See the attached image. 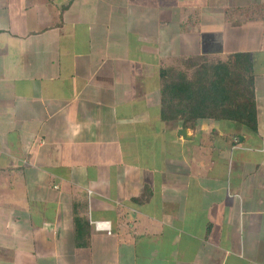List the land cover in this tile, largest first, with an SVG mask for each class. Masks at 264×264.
<instances>
[{"label": "crops", "instance_id": "obj_1", "mask_svg": "<svg viewBox=\"0 0 264 264\" xmlns=\"http://www.w3.org/2000/svg\"><path fill=\"white\" fill-rule=\"evenodd\" d=\"M234 53L257 130L163 118ZM0 264H264V0H0Z\"/></svg>", "mask_w": 264, "mask_h": 264}, {"label": "trees", "instance_id": "obj_2", "mask_svg": "<svg viewBox=\"0 0 264 264\" xmlns=\"http://www.w3.org/2000/svg\"><path fill=\"white\" fill-rule=\"evenodd\" d=\"M184 67L161 70L162 116L194 126L200 119H233L257 130L253 59L234 53L226 60L187 58Z\"/></svg>", "mask_w": 264, "mask_h": 264}, {"label": "built area", "instance_id": "obj_3", "mask_svg": "<svg viewBox=\"0 0 264 264\" xmlns=\"http://www.w3.org/2000/svg\"><path fill=\"white\" fill-rule=\"evenodd\" d=\"M98 227L109 228L110 224L107 221L98 220L96 221Z\"/></svg>", "mask_w": 264, "mask_h": 264}, {"label": "water", "instance_id": "obj_4", "mask_svg": "<svg viewBox=\"0 0 264 264\" xmlns=\"http://www.w3.org/2000/svg\"><path fill=\"white\" fill-rule=\"evenodd\" d=\"M181 131L184 135L186 134V128L182 129Z\"/></svg>", "mask_w": 264, "mask_h": 264}]
</instances>
